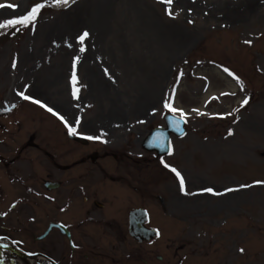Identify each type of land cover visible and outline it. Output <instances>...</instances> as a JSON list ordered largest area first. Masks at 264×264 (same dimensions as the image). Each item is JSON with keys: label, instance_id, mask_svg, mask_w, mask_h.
Segmentation results:
<instances>
[{"label": "rangeland", "instance_id": "rangeland-1", "mask_svg": "<svg viewBox=\"0 0 264 264\" xmlns=\"http://www.w3.org/2000/svg\"><path fill=\"white\" fill-rule=\"evenodd\" d=\"M40 2L0 0V23ZM169 7L175 18L166 14ZM17 27L0 28V123L10 133L2 132L3 153L19 156L29 138L64 159L97 149L110 155L100 166L127 177L129 188L141 178L151 198L146 205L158 208L160 253L168 260L161 264L181 258L184 264H264V184L256 183L264 181V0H46L34 27ZM84 31L89 36L81 44ZM37 99L76 127L74 136L105 135L88 139L90 147L77 145L57 116L32 102ZM165 100L183 110L187 134L172 136L171 154L157 160L142 144L172 113ZM42 154H21L18 165L28 158L33 181ZM172 167L190 195L180 191ZM18 236L23 249H40L39 241ZM15 257V264H33Z\"/></svg>", "mask_w": 264, "mask_h": 264}, {"label": "flooded vegetation", "instance_id": "flooded-vegetation-1", "mask_svg": "<svg viewBox=\"0 0 264 264\" xmlns=\"http://www.w3.org/2000/svg\"><path fill=\"white\" fill-rule=\"evenodd\" d=\"M7 126L0 123V257L10 252L12 244L23 240L18 236L23 232L28 240L40 242V249L28 248V253L36 255L34 264L168 263L160 253L164 233L159 227L158 208L155 203L146 205L151 198H145L141 178L140 185L129 188L127 177L100 166L110 155L94 149L64 159L56 149L49 151L34 138L25 141L19 156L10 157L1 150L2 132H6L3 136L10 135ZM71 141L80 144L76 139ZM82 142L90 147V142ZM27 149L44 156L36 181L28 158L23 167L18 165ZM154 153L157 160L164 157ZM17 198H23V203ZM154 199H161V195ZM33 226L39 228V234ZM147 229L159 233L148 235ZM185 245L175 249L174 257ZM178 264H184L183 258Z\"/></svg>", "mask_w": 264, "mask_h": 264}, {"label": "snow or ice", "instance_id": "snow-or-ice-1", "mask_svg": "<svg viewBox=\"0 0 264 264\" xmlns=\"http://www.w3.org/2000/svg\"><path fill=\"white\" fill-rule=\"evenodd\" d=\"M72 2H75V0H72ZM161 3L165 4V5H171L173 0H160ZM54 5H58V4H64L67 5L69 3V0H53ZM46 6V0L45 2H40V3H36L34 6L31 7L30 11H27V14L25 15H20L17 19H8L5 20L3 23H0V28H16L17 31L20 30L19 27L17 26H22V27H29V25H32L33 27L35 26V23L37 21V18L39 16L40 10L43 9ZM5 7V4L0 3V8ZM7 7L9 8H14L16 7V5H12V4H8ZM166 14L169 15L172 18H175L171 8H167L166 9ZM190 23H192V21H189ZM89 36V33L87 31H84L82 35H80L78 37V40L80 41L81 44H83L84 40ZM246 43L250 44L251 41H246ZM85 49L82 47L81 51H84ZM77 60L79 59V57L76 58ZM13 67H15V63L13 64ZM223 71L225 73H227L230 77H233V79H235L237 81L238 84H240L241 88L243 89V83L242 81H240V78L238 76H235V74L230 71L227 67L223 68ZM105 74H108V70L104 69ZM179 75H183L182 71L179 73ZM72 83L73 85H75L76 81H77V77L75 75V73H73L72 77H71ZM76 91L77 89H73V95H76ZM234 95V93H232ZM18 96L22 97L25 100H31L32 97L25 95L24 91H20L17 93ZM223 95H228V93H223ZM33 103L36 104H40L42 107H46L47 111L52 113L54 116H57L64 124L66 127H68V131L70 135H75L77 134L76 131V127L70 126L68 124L67 119L63 116L60 115L59 112L54 111L52 107H47V105H44L41 103L40 100H33ZM248 103V99L245 98L242 102H241V106L243 107L245 104ZM164 107L167 108L169 111H171L172 113H179L181 118L184 117V112L182 109H177L174 108L171 103H169L167 100L164 101ZM194 111H198V110H194ZM238 111V109H237ZM155 112V109L153 110V113ZM75 125H79L80 124V120L79 119H75L74 121ZM178 124V122H177ZM105 135V133H103V131H101V134L99 136H87V139H102V137ZM162 135V134H161ZM229 135H232V131H229ZM160 141V136H155L153 138V142L155 144H159ZM106 142V141H105ZM171 154V153H169ZM163 163V161H161ZM165 167H169V165L165 164ZM171 171L173 173H175L176 177L179 179V187H180V191L183 192L185 195H190L191 193L187 192L186 190V185H185V179L184 177L181 175V173L174 167L171 168ZM257 184H264V181H256ZM241 187H250V185H242ZM235 189H225V191L227 192H231L234 191ZM202 191L208 192V193H213V194H219V193H215L213 188H205ZM241 252H243V249H240Z\"/></svg>", "mask_w": 264, "mask_h": 264}, {"label": "water", "instance_id": "water-1", "mask_svg": "<svg viewBox=\"0 0 264 264\" xmlns=\"http://www.w3.org/2000/svg\"><path fill=\"white\" fill-rule=\"evenodd\" d=\"M167 121H168L169 128L155 129L152 133H150V135L148 136L144 144L146 148L150 150L157 149L160 153H166L169 151V141H170L169 132L173 131L174 133H177L180 135L185 133L186 131L184 128L185 122L183 119L177 116H174V115H169L167 117ZM155 136H160V141L158 145L153 142V138ZM0 264H3V262H1Z\"/></svg>", "mask_w": 264, "mask_h": 264}, {"label": "bare ground", "instance_id": "bare-ground-1", "mask_svg": "<svg viewBox=\"0 0 264 264\" xmlns=\"http://www.w3.org/2000/svg\"><path fill=\"white\" fill-rule=\"evenodd\" d=\"M78 16H79V14L75 15V17H78ZM7 263H8V262H7ZM9 264H15L14 260L12 259V260H11V263L9 262Z\"/></svg>", "mask_w": 264, "mask_h": 264}]
</instances>
